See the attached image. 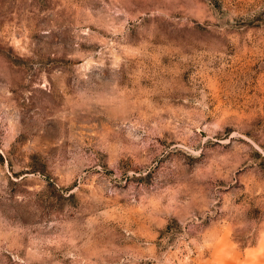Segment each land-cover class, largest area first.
I'll list each match as a JSON object with an SVG mask.
<instances>
[{"label": "rangeland", "instance_id": "1", "mask_svg": "<svg viewBox=\"0 0 264 264\" xmlns=\"http://www.w3.org/2000/svg\"><path fill=\"white\" fill-rule=\"evenodd\" d=\"M264 251V0H0V264Z\"/></svg>", "mask_w": 264, "mask_h": 264}, {"label": "crops", "instance_id": "2", "mask_svg": "<svg viewBox=\"0 0 264 264\" xmlns=\"http://www.w3.org/2000/svg\"><path fill=\"white\" fill-rule=\"evenodd\" d=\"M211 248L207 256L195 257L197 264H264V251L258 245L238 251L229 237H223L214 240Z\"/></svg>", "mask_w": 264, "mask_h": 264}]
</instances>
